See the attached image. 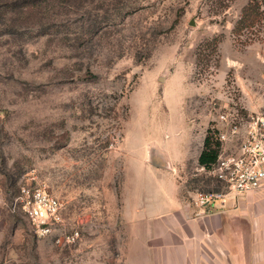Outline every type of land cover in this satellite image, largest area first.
<instances>
[{
    "label": "rangeland",
    "instance_id": "1",
    "mask_svg": "<svg viewBox=\"0 0 264 264\" xmlns=\"http://www.w3.org/2000/svg\"><path fill=\"white\" fill-rule=\"evenodd\" d=\"M248 1L0 0V264H129L126 205L155 209L171 177L226 191L198 155L222 113L264 115V22L235 30ZM22 186L63 203L51 233Z\"/></svg>",
    "mask_w": 264,
    "mask_h": 264
},
{
    "label": "crops",
    "instance_id": "2",
    "mask_svg": "<svg viewBox=\"0 0 264 264\" xmlns=\"http://www.w3.org/2000/svg\"><path fill=\"white\" fill-rule=\"evenodd\" d=\"M171 178L156 185L165 201L155 209L126 205L129 264H264V189L201 208ZM148 190L139 183L134 195Z\"/></svg>",
    "mask_w": 264,
    "mask_h": 264
},
{
    "label": "built area",
    "instance_id": "3",
    "mask_svg": "<svg viewBox=\"0 0 264 264\" xmlns=\"http://www.w3.org/2000/svg\"><path fill=\"white\" fill-rule=\"evenodd\" d=\"M213 135L219 143L217 160L201 170L213 176L224 190L195 193L194 203L201 208L215 206L226 196H236L264 189V115L237 110L219 116ZM39 235H47L62 220L63 203L46 188L22 186L15 200ZM79 238V232L64 233L57 242L69 244Z\"/></svg>",
    "mask_w": 264,
    "mask_h": 264
},
{
    "label": "trees",
    "instance_id": "4",
    "mask_svg": "<svg viewBox=\"0 0 264 264\" xmlns=\"http://www.w3.org/2000/svg\"><path fill=\"white\" fill-rule=\"evenodd\" d=\"M224 1V0H220ZM232 0H227V3ZM226 4V3H225ZM264 22V0H249L243 8L242 15L236 23V33L241 35L244 28L248 30L256 29ZM214 136V135H213ZM219 154V143L213 142V137L207 135L204 140V147L199 156V164L201 166H209L211 163L217 160Z\"/></svg>",
    "mask_w": 264,
    "mask_h": 264
}]
</instances>
